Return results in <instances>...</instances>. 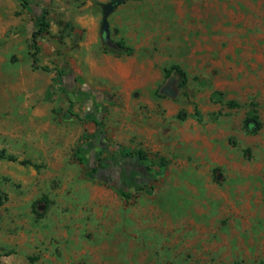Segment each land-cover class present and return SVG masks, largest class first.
Here are the masks:
<instances>
[{
	"label": "rangeland",
	"instance_id": "374dc122",
	"mask_svg": "<svg viewBox=\"0 0 264 264\" xmlns=\"http://www.w3.org/2000/svg\"><path fill=\"white\" fill-rule=\"evenodd\" d=\"M23 1L0 0V264H264V0Z\"/></svg>",
	"mask_w": 264,
	"mask_h": 264
},
{
	"label": "trees",
	"instance_id": "16d2710c",
	"mask_svg": "<svg viewBox=\"0 0 264 264\" xmlns=\"http://www.w3.org/2000/svg\"><path fill=\"white\" fill-rule=\"evenodd\" d=\"M19 1H22L23 4H26L23 0H19ZM47 28H48V23L45 20V17L43 16L41 18L40 23H39L38 31L34 33V37L36 38L39 35H41L43 33H46L47 32ZM116 44H117V46L119 48L126 49L124 47V45H123L122 42H118ZM38 50H39V48L37 46H34V52L31 54L32 63H35L37 61V59H36V53H37ZM167 72L168 73L175 72L179 76V79H180L179 86L180 87H183L186 84V76H185V73H184V71L178 65H172ZM228 104L231 105V106H236V104L235 103H232V102H229ZM254 120H255V117H254ZM137 155H138V157L140 159H143L144 158V153L143 152H140L139 151L137 153ZM0 158H7V160H9V161H13L14 160L13 157L6 156L4 151H0ZM22 164H25V162L22 163ZM4 201H5V197L0 194V206L4 203Z\"/></svg>",
	"mask_w": 264,
	"mask_h": 264
},
{
	"label": "water",
	"instance_id": "95a60500",
	"mask_svg": "<svg viewBox=\"0 0 264 264\" xmlns=\"http://www.w3.org/2000/svg\"><path fill=\"white\" fill-rule=\"evenodd\" d=\"M121 0H115L113 1L111 4L107 5L105 7V13H107V11L111 10L115 5H117ZM102 32L105 33V38H107V25L104 22L102 25Z\"/></svg>",
	"mask_w": 264,
	"mask_h": 264
}]
</instances>
